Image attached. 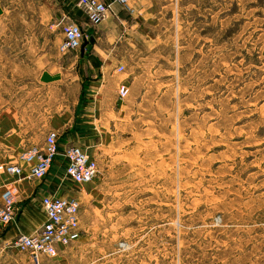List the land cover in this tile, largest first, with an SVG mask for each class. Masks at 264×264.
Masks as SVG:
<instances>
[{
    "label": "rangeland",
    "instance_id": "rangeland-1",
    "mask_svg": "<svg viewBox=\"0 0 264 264\" xmlns=\"http://www.w3.org/2000/svg\"><path fill=\"white\" fill-rule=\"evenodd\" d=\"M117 3L91 29L121 36L128 92L80 146L78 238L39 264H264V0Z\"/></svg>",
    "mask_w": 264,
    "mask_h": 264
},
{
    "label": "crops",
    "instance_id": "crops-1",
    "mask_svg": "<svg viewBox=\"0 0 264 264\" xmlns=\"http://www.w3.org/2000/svg\"><path fill=\"white\" fill-rule=\"evenodd\" d=\"M77 1L0 0V162L42 145L52 129L58 131L60 149L67 143L101 145V134L109 129L102 116L115 114L121 105L117 88L126 83L116 71L122 65L116 53L121 36L114 27L91 29ZM109 1L106 22L111 18L124 26L122 6ZM68 20L78 23L91 41L61 53V25ZM64 165L58 156L45 178L15 182V218L0 229V264H34L27 253L5 248L4 242L40 230L46 219L44 199L76 198L72 189L90 185L66 179ZM6 180L0 177V194Z\"/></svg>",
    "mask_w": 264,
    "mask_h": 264
},
{
    "label": "built area",
    "instance_id": "built-area-1",
    "mask_svg": "<svg viewBox=\"0 0 264 264\" xmlns=\"http://www.w3.org/2000/svg\"><path fill=\"white\" fill-rule=\"evenodd\" d=\"M127 7V0H112ZM109 0H78L87 23L97 26L110 10ZM62 39L58 51L64 53L79 49L87 39L81 26L74 21H64L61 25ZM124 66L118 65L116 71L122 72ZM128 92L126 83L117 88V98L122 100ZM61 156L65 161V176L72 182L84 184L92 182L96 176L93 160L77 145L66 144L59 148L58 131L49 130L42 145H32L20 150L12 161L0 162V177L7 180L0 194V229L10 225L15 218L17 201L16 181L21 177L43 179ZM46 214L40 230L33 234L19 233L4 242L5 248H13L27 253L34 264L40 263V257H55L60 247L67 246L79 236V201L75 198L52 196L42 202Z\"/></svg>",
    "mask_w": 264,
    "mask_h": 264
},
{
    "label": "trees",
    "instance_id": "trees-1",
    "mask_svg": "<svg viewBox=\"0 0 264 264\" xmlns=\"http://www.w3.org/2000/svg\"><path fill=\"white\" fill-rule=\"evenodd\" d=\"M119 15H120L121 17H123V13L120 12ZM86 41H87V43H89V42H90V39L87 38ZM87 43H86V44H87Z\"/></svg>",
    "mask_w": 264,
    "mask_h": 264
},
{
    "label": "water",
    "instance_id": "water-1",
    "mask_svg": "<svg viewBox=\"0 0 264 264\" xmlns=\"http://www.w3.org/2000/svg\"><path fill=\"white\" fill-rule=\"evenodd\" d=\"M91 41V40H90ZM87 43V41L85 40L82 44V48L84 47V45Z\"/></svg>",
    "mask_w": 264,
    "mask_h": 264
}]
</instances>
